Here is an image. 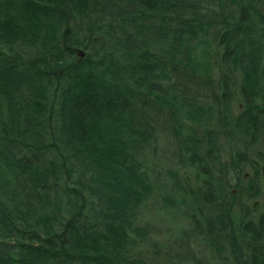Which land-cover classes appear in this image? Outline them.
<instances>
[{
	"label": "trees",
	"instance_id": "1",
	"mask_svg": "<svg viewBox=\"0 0 264 264\" xmlns=\"http://www.w3.org/2000/svg\"><path fill=\"white\" fill-rule=\"evenodd\" d=\"M154 192L264 264V0H0V264L156 262Z\"/></svg>",
	"mask_w": 264,
	"mask_h": 264
},
{
	"label": "rangeland",
	"instance_id": "2",
	"mask_svg": "<svg viewBox=\"0 0 264 264\" xmlns=\"http://www.w3.org/2000/svg\"><path fill=\"white\" fill-rule=\"evenodd\" d=\"M236 107L237 103H234L233 109L236 110ZM165 142L162 137L158 141L162 149L165 148L162 147L165 145ZM226 157L227 155L222 150L221 159L225 160ZM248 172H251V170L245 167L243 174L245 173L246 175ZM183 173L185 175L188 174ZM231 191L234 192V189L231 188ZM258 201L259 206L264 202L260 198ZM164 206V202L161 201L156 192L148 197L147 206L143 209L144 213L142 212L140 216L141 223L147 230V235H145L144 239L140 240L139 246L135 247V254H138L140 259L144 261H156L150 264H176L178 258L180 261H184L185 264H232L228 252H226V263L225 261L221 263L218 257H215L210 251L203 248L202 245L204 244L198 238H196L197 240L195 239L196 241L192 239L186 241L184 235H181L182 238L178 236L177 232H179L180 228H184L188 224L187 217L183 216V211L181 212L183 208L171 212V208L165 210L163 209ZM185 251L187 252L185 253ZM188 256L190 257L188 258ZM172 257L174 258L173 260ZM193 259H198L199 262H195ZM159 260L162 261L159 263L157 262Z\"/></svg>",
	"mask_w": 264,
	"mask_h": 264
},
{
	"label": "water",
	"instance_id": "3",
	"mask_svg": "<svg viewBox=\"0 0 264 264\" xmlns=\"http://www.w3.org/2000/svg\"><path fill=\"white\" fill-rule=\"evenodd\" d=\"M78 53H79V55H81V54H82V52H81V51H79Z\"/></svg>",
	"mask_w": 264,
	"mask_h": 264
}]
</instances>
